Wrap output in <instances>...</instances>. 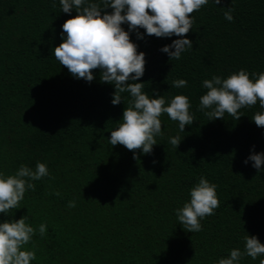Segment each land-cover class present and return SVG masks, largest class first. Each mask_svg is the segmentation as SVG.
Returning a JSON list of instances; mask_svg holds the SVG:
<instances>
[{
	"label": "trees",
	"instance_id": "1",
	"mask_svg": "<svg viewBox=\"0 0 264 264\" xmlns=\"http://www.w3.org/2000/svg\"><path fill=\"white\" fill-rule=\"evenodd\" d=\"M229 7L231 22L223 15ZM75 14L61 11L59 0H0V173L13 175L21 164L35 171L38 161L49 170L31 181L35 191L25 192L19 209L0 213V223L27 215L34 229L47 225L43 237L37 230L22 249L35 252L30 264H217L231 249L243 251L246 234L264 244V165L257 173L251 160L244 163L264 153V128L252 120L264 109L257 101L240 110L239 120L225 113L211 121L204 114L209 109L198 110L204 80L240 69L250 79L264 72V0H209L191 14L184 38L193 49L179 60L160 49L181 37L129 33L145 54L144 74L135 82L166 104L187 96L195 118L180 132L178 122L162 114L163 135L155 137L151 154L136 150L138 160L109 143L130 93L113 105L114 85L100 80L99 69L87 82L54 58L61 25ZM176 79L187 86L172 87ZM177 135L182 140L175 149L169 138ZM201 176L217 185L220 207L200 221L202 231L190 233L174 210L189 201ZM73 200L76 207L69 208ZM261 258L244 256L239 264Z\"/></svg>",
	"mask_w": 264,
	"mask_h": 264
},
{
	"label": "clouds",
	"instance_id": "2",
	"mask_svg": "<svg viewBox=\"0 0 264 264\" xmlns=\"http://www.w3.org/2000/svg\"><path fill=\"white\" fill-rule=\"evenodd\" d=\"M209 0H101L92 3L89 0H59L61 11L75 15L65 20L61 25V43L53 49L54 58L60 65L66 67L69 73L78 79L91 82L94 79L93 70H100V80L114 85L112 104L121 103V93H130L131 99L123 110L122 122L115 130L110 131L109 143L124 146L134 153L136 150L151 154L153 145L157 144L155 137L162 136V124L159 117L162 114L172 121H177L179 131L184 132L186 125L195 120L189 113L190 103L187 96L176 95L166 104L162 95L156 98L142 91L144 83H136L145 70V54L137 52V45L130 40L129 33L136 32L137 39H143L139 29H144L148 36L157 38L181 37L173 40L170 45L163 46L160 51L166 53L169 60H179L181 54L192 48V41L184 38L191 30L194 20L191 14L199 11ZM222 0H213L216 5ZM53 3L52 7H55ZM111 8V12L105 9ZM234 7L227 8L224 18L231 22ZM127 24L128 31L122 27ZM174 49V50H172ZM249 73L240 69L227 78L214 75L211 80H204L202 85L207 89L200 97L198 110L205 111L208 121L224 119L225 113L235 120L240 118V110L251 107L259 101L264 109V72ZM128 81H133L128 83ZM187 81L176 79L172 87L182 88ZM155 91V90H154ZM257 127L264 128V112H257L252 117ZM182 138L177 135L169 138V143L176 149ZM251 160L252 166L261 171L264 165V153H253L244 161ZM155 163V161H153ZM49 176L45 163L37 162L35 171L21 164L13 175L0 173V213L19 209L25 192L35 191V184ZM217 185L210 183L203 176L189 190V201L174 210L178 223L190 233L202 231L200 221L206 216L215 214L220 207L216 193ZM59 196L60 193L56 192ZM69 208L76 207L75 200L69 201ZM27 215L15 221L0 223V264H30L36 259L32 250H22L32 240L38 230L41 237L46 234L47 225L42 223L34 229ZM244 249L233 248L227 257L220 258L217 264H239L244 257L256 260L264 257V244L256 236L246 234L243 237ZM264 264V258L259 260Z\"/></svg>",
	"mask_w": 264,
	"mask_h": 264
}]
</instances>
